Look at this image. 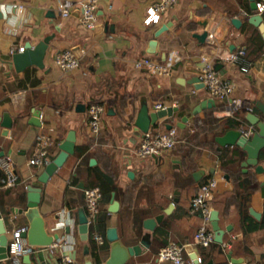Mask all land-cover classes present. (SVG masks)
Masks as SVG:
<instances>
[{"label": "crops", "instance_id": "1", "mask_svg": "<svg viewBox=\"0 0 264 264\" xmlns=\"http://www.w3.org/2000/svg\"><path fill=\"white\" fill-rule=\"evenodd\" d=\"M60 1L0 0V55L54 34L43 68L32 65L17 72L4 65L5 70H0V117L8 111L14 119L7 135L0 124V155L11 156L19 174L17 185L7 187L0 170V210L9 239L15 228L29 225L25 213H20L27 202L21 194L44 169L30 163L39 146L37 137L45 135L44 147L53 159L68 134L74 131L77 135L75 152L44 184L39 205L48 232L58 233L59 242H74V246L38 247L30 256H23V263L59 264L65 255H70L78 264H85V241L80 231L89 215L85 189L99 186L95 184L100 170L102 183L111 179L119 192L113 190L110 200L101 202V209L107 210L106 229H93L94 225L89 228L90 234L97 231L104 236L103 243L93 236L89 241L90 246L103 245L98 251L100 263L90 253L95 264L105 263L110 256V226L117 227L127 245L150 235L149 246L127 264H174L157 259L158 251L172 241L193 245L197 255L205 258L203 262L231 264V255L240 259L236 264H264V172H257L254 165H243L247 153L240 146H223L216 139L228 128H248L247 113H261L257 103H264V50L260 51L254 41L255 36L260 43L264 38L258 37L260 29L250 21L251 15L257 13L252 9L253 0H176L160 22L150 25L145 23L147 9L158 0H98L100 27L96 31L82 23L80 9L62 18ZM255 1L257 4L261 0ZM14 3L23 4L24 11L10 10ZM246 5L253 13H247ZM234 17L242 19L240 27L234 25ZM164 23L171 26L158 37L159 53H148L154 32ZM205 30L209 35L202 41L196 33ZM78 46L81 65L77 69L66 71L55 63L59 52ZM241 46L246 47L253 62L249 73L223 58ZM174 49L181 51L183 60L169 74L155 75L134 64L135 59L145 55L163 60ZM202 56L214 58L215 68L218 62L223 64L216 69L233 89L229 97L215 98V105L189 118L184 125L183 116L203 99L214 98L205 86L196 88L192 83L202 73ZM232 99H239L248 110L240 109L238 118L219 116L218 112ZM92 102L106 105L99 135L91 134L88 127V107ZM145 103L150 111L157 109L158 103L178 107L173 117L159 118L151 126L163 130L172 122L178 128V137L173 149L158 157L140 159L136 148L143 134L136 130L135 120ZM38 108L41 123L35 125L33 115ZM228 120L235 124L226 123ZM260 158L264 165V148ZM198 170L203 173L196 180L194 172ZM129 171L134 172L133 177ZM212 177L218 180L212 204L225 229L223 251L195 244L202 217L199 212H191V197L199 183ZM113 192L119 202L116 212L110 211ZM176 196L179 200L167 211ZM186 257V264H196L188 248ZM0 264L13 263L6 258Z\"/></svg>", "mask_w": 264, "mask_h": 264}, {"label": "built area", "instance_id": "2", "mask_svg": "<svg viewBox=\"0 0 264 264\" xmlns=\"http://www.w3.org/2000/svg\"><path fill=\"white\" fill-rule=\"evenodd\" d=\"M176 0H158L150 5L147 9L145 23L150 25L161 21L163 14L171 7ZM24 11V5L14 3L11 7ZM59 14L62 18L72 14L74 9H80L82 23L92 29L98 23V0H84L74 2L70 0H62L58 3ZM257 13H260L264 19V0L257 2ZM25 47L21 46L19 51H24ZM225 60L235 64L241 72L249 73L253 62L248 55L246 47L241 46L228 53L223 57ZM203 68L201 80L212 97L224 100L229 97L233 85L230 81L225 80L215 68V59L207 56L201 57ZM183 60V54L180 50H171L165 59L161 60L152 55H145L137 58L134 64L137 68H147L152 74L165 75L169 74L172 69ZM55 63L63 70L69 71L77 69L81 65V59L73 50L66 49L59 52L55 56ZM157 109L164 108L162 103L156 105ZM242 108V102L239 99H232L226 107L218 112L219 116L237 117V112ZM106 111V105L101 102H92L88 107V127L93 135H99L103 128V115ZM238 118V117H237ZM255 131V127L249 125L248 128H243V134L251 137ZM178 137V128L173 126L163 130L149 129L144 133L141 141L136 148V155L140 159L157 155L163 151L173 149L176 146ZM39 146L36 154L30 159V163L37 166L45 167L52 159L46 147H44L45 135L40 134L38 137ZM0 170L3 173L2 183L7 187H14L19 182V174L15 163L11 156L0 155ZM218 186V180L215 177L201 182L197 185L195 194L191 197L190 210L191 212H199L202 217V222L195 233V244L199 246H209L215 242V232L212 227V211L213 200L215 199V191ZM102 190L99 186H92L85 189V207L89 212L88 225L89 228L95 224L97 214L99 212V203L102 198ZM27 226H19L12 232V236L8 243V257L13 264H24L23 256L31 254L38 249L39 246L30 244L24 236ZM93 239L98 243L104 242V236L93 231ZM74 242L69 243L55 242L51 246L59 248L64 244L72 246ZM74 246V245H73ZM187 245L177 242H170L165 247L158 251L157 259L160 261H171L174 264H186ZM198 262H203L202 256L197 255ZM195 262L194 259L191 260ZM59 264H78L74 257L65 255ZM231 264H236L232 262Z\"/></svg>", "mask_w": 264, "mask_h": 264}, {"label": "water", "instance_id": "3", "mask_svg": "<svg viewBox=\"0 0 264 264\" xmlns=\"http://www.w3.org/2000/svg\"><path fill=\"white\" fill-rule=\"evenodd\" d=\"M252 9H257L256 1L252 2ZM3 13H0V17ZM235 26L240 27L242 24V19L239 17H234L232 19ZM250 21L259 27L263 38H264V19L260 13H254L250 17ZM171 23H164L155 32L154 37L150 40L147 47V52L151 54H158V37L169 29ZM100 25H96L92 30L96 31L99 29ZM209 32L207 30L202 33H196V36L204 41L208 37ZM54 38V34L45 36L43 39L39 40L36 44L29 41L25 45L24 51L14 50L8 54L0 55V70H5L4 65H7L10 70L15 69L17 72L24 71L27 67L36 65L43 68L45 66V57L49 49L51 40ZM80 47H74L73 52L80 57L81 51ZM3 64V65H2ZM223 64L218 62L216 68L219 69ZM201 76V75H200ZM200 76L193 78L192 83L196 88L204 87V82L201 80ZM215 98L203 99L199 104H197L188 115L181 118V122L185 125L189 118L199 114L202 110L215 105ZM257 107L260 109L261 113H255L250 111L247 113L246 118L248 120V125L255 127V131L251 137H247L243 134V129L228 128L223 135L217 136V141L223 145H238L246 153L247 158L243 161L245 167L249 165H254L255 170L259 173L264 172V165L260 162V153L264 148V103H257ZM178 110L176 106H167L164 108L155 109L150 111L149 106L145 103L139 110V113L135 120V128L139 134L147 132L151 126L158 123L159 118L164 116L173 117L175 111ZM33 124L40 125L41 112L40 108L34 111ZM14 119L8 111H5L0 117V124L4 127V134H8L12 128ZM174 123H167L168 128H172ZM77 135L74 131H71L67 138L61 143V151L59 154L51 159L44 167L43 171L39 174L37 180L32 181L27 187V202L23 208L20 209V213H25L29 220V225L27 230L24 232V236L27 238L30 244L44 248L52 245L60 239L58 233L50 234L46 227V221L42 215L39 205L42 198V190L45 183L48 182L49 178L66 162L70 154L75 152ZM153 157H158V155H153ZM95 159H92L94 162ZM203 170H198L194 172L196 180L200 179ZM129 176L133 177L134 172L129 171ZM261 190L264 196V181L261 183ZM179 200L176 196L174 201L170 204L169 211L174 207L175 202ZM119 210V202L115 199V192H113V198L110 205V211L116 212ZM219 211L213 209L211 219L212 227L215 232V241L218 243L224 242L225 229H223L219 222ZM80 231L82 233V239L85 241L83 246V252L86 255L85 264H95L92 260L91 246L89 244V225L88 218L80 226ZM107 239L111 242L110 256L103 264H127L128 260L134 256L143 253L146 247L150 244V235L145 234L139 243L133 245H127L121 239L118 229L115 226H110L107 229ZM8 243L9 237L7 234V226L5 219L0 210V260L6 259L8 257ZM188 251L190 256L195 260L196 264H213V261L208 262H198L197 253L194 250L193 245H189ZM30 256V254H29ZM229 257L232 261L239 262L240 259L234 257Z\"/></svg>", "mask_w": 264, "mask_h": 264}, {"label": "trees", "instance_id": "4", "mask_svg": "<svg viewBox=\"0 0 264 264\" xmlns=\"http://www.w3.org/2000/svg\"><path fill=\"white\" fill-rule=\"evenodd\" d=\"M246 7V10H247V13L248 14H251V13H253V11L251 10V8H250V6L249 5H246L245 6ZM257 31H258V29H257ZM258 37H260V38H262V34H261V32L260 31H258ZM254 41L256 42V45H257V48L260 50V51H263L264 50V41H262V43H260L259 42V40H256V36H255V38H254ZM260 43V44H259ZM248 110V108L245 106V107H242L241 108V112H246ZM226 123H228V124H235V122H232V121H230V120H228V121H226ZM96 173H98V175H97V177H98V180H97V183L95 184V185H99V187L101 188V190H102V198H101V201H100V203H99V212H98V214H97V218H96V221H95V224H94V226H93V229H97V230H105L106 229V213H107V210H106V208L105 209H101V202L102 201H109L110 200V198H111V193H112V191L113 190H115L117 193L119 192V189L117 188V186L114 184V181H112L111 179H108V178H106L107 179V183L106 184H104V183H102V181L99 179L100 177H102V174H101V171L99 170V171H97ZM27 191L28 190H26V191H24L21 195V197L25 200L26 199V197H27ZM122 212H124V209L121 211V213ZM263 224H264V219H263ZM92 236H93V234L91 233L90 234V231H89V241H90V243H91V241H92ZM91 247H92V254H93V256H95V258L97 259V261L100 263V258H99V256H98V251L103 247V245H97V246H93L92 244H91ZM202 247H204V248H210V247H219V249L221 250V251H223L224 249H223V246H222V243H218V242H213L211 245H209V246H202ZM202 259L203 260H205V258H203L202 257Z\"/></svg>", "mask_w": 264, "mask_h": 264}]
</instances>
